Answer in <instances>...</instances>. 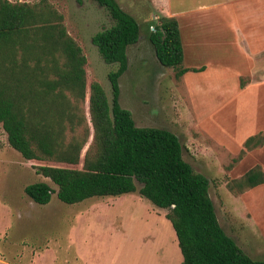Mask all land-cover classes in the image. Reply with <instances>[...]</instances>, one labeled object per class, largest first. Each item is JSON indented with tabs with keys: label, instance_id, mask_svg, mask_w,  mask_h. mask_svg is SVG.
I'll return each mask as SVG.
<instances>
[{
	"label": "rangeland",
	"instance_id": "374dc122",
	"mask_svg": "<svg viewBox=\"0 0 264 264\" xmlns=\"http://www.w3.org/2000/svg\"><path fill=\"white\" fill-rule=\"evenodd\" d=\"M9 1L47 3L63 15L69 35L87 57L88 95L90 84L99 82L112 101L108 75L117 64L105 62L92 42L96 33L114 24L105 8L94 0ZM117 1L141 28L139 42L128 48L129 68L119 80L121 106L132 113L138 127L166 129L178 136L184 159L209 180L222 228L250 257L264 261V184L245 193L229 188L230 182L257 165L264 171V145L252 150L245 146L248 138L264 135V93L241 96L236 90L235 74L243 64L235 57L236 61L226 59L232 67H226V82L213 75L177 79L173 68L159 62L149 39L152 26L162 17L227 0ZM182 35V67L208 65L215 49L209 47L198 56L186 39V27ZM242 80L248 82L246 77ZM88 95L80 109L91 128V142ZM43 165L82 168V164L24 159L0 125V264H182L176 232L166 218L168 210L139 191L78 204H66L55 194L48 205L37 204L25 193L28 185L43 181L58 189L38 174L37 167ZM137 187L142 184L137 182Z\"/></svg>",
	"mask_w": 264,
	"mask_h": 264
},
{
	"label": "trees",
	"instance_id": "16d2710c",
	"mask_svg": "<svg viewBox=\"0 0 264 264\" xmlns=\"http://www.w3.org/2000/svg\"><path fill=\"white\" fill-rule=\"evenodd\" d=\"M94 1L114 21L92 38L105 62L117 64L108 75L112 101L99 82L90 84L88 95L87 57L69 35L63 15L47 3L0 0V125L8 142L29 161L82 164L81 169L37 167L58 189L42 181L28 185L26 195L40 205H48L55 194L66 204H78L139 191L168 210L182 264H264L222 228L209 180L184 159L178 136L166 129L138 127L121 106L119 80L129 68L128 48L139 42L141 28L117 0ZM149 39L159 62L173 68L177 79L202 70L182 67L185 52L175 17H162ZM87 95L91 142V128L80 109ZM263 145V134L245 143L249 150ZM137 182L142 184L139 190ZM263 184L264 171L257 165L229 188L245 193Z\"/></svg>",
	"mask_w": 264,
	"mask_h": 264
},
{
	"label": "crops",
	"instance_id": "0c3cea01",
	"mask_svg": "<svg viewBox=\"0 0 264 264\" xmlns=\"http://www.w3.org/2000/svg\"><path fill=\"white\" fill-rule=\"evenodd\" d=\"M172 16L178 20L179 25H181L180 22L182 25L185 23L183 28L180 26L181 34L186 27V33H188L186 39L189 40V46L194 48L196 55L202 56L204 50L209 47L215 49L210 53L212 56L209 57L208 63L212 62L210 65L187 67L202 70L189 71L183 78L192 75V77L199 76L206 79L212 78L213 75L216 77L215 80L226 82L228 74H226L228 72L226 67H230L231 64V61L228 62L226 59L229 57L236 61L235 58H238L243 67H240L239 72L235 74L239 80L236 90H239L241 96L253 94L255 91L264 93L263 0H227L224 3L176 12ZM206 55L209 53L207 52ZM213 57L214 60H212ZM245 77L248 82L244 83L242 78Z\"/></svg>",
	"mask_w": 264,
	"mask_h": 264
}]
</instances>
